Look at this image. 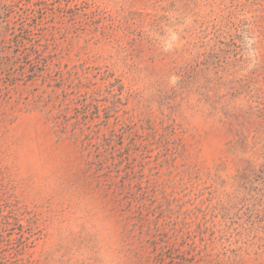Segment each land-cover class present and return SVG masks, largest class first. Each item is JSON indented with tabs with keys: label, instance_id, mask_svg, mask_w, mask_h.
<instances>
[{
	"label": "rangeland",
	"instance_id": "rangeland-1",
	"mask_svg": "<svg viewBox=\"0 0 264 264\" xmlns=\"http://www.w3.org/2000/svg\"><path fill=\"white\" fill-rule=\"evenodd\" d=\"M0 264H264V0H0Z\"/></svg>",
	"mask_w": 264,
	"mask_h": 264
}]
</instances>
